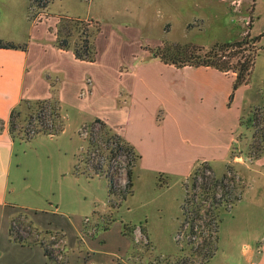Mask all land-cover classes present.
<instances>
[{
  "label": "rangeland",
  "instance_id": "rangeland-1",
  "mask_svg": "<svg viewBox=\"0 0 264 264\" xmlns=\"http://www.w3.org/2000/svg\"><path fill=\"white\" fill-rule=\"evenodd\" d=\"M30 4L31 0H0V38L24 43L32 38L51 41L54 34L50 28L56 26L62 15L94 18L100 22L102 31L96 39L99 63L82 62L84 64L80 65L61 59L65 71L72 72L73 76L78 69L79 73L81 69H88L94 75L107 72L115 85L116 68L120 66L121 71L127 70L140 48L152 56L151 49L161 47L170 52L181 48H203L204 53L217 42L240 43L243 48L250 41L258 48L251 83L263 96L258 98V104L245 105L241 128L235 132L228 161L211 163L218 177L227 174L234 180V195H241V198L230 209L222 211L217 249L209 259V247L199 244L203 238L198 237L194 244H190L187 225L180 228L184 221L182 203L186 187L192 183L191 175L185 178L176 172L180 165L174 166L175 171L155 173L147 167V160L140 161L133 170V191L126 199L121 195L128 182L129 167L124 157L120 158L123 167L116 174L112 195L106 176L82 174L73 184L76 197L83 199L79 209L92 215V207L96 206L99 213L83 220L76 255L68 247L66 232L57 227L60 226L58 223L56 227L46 226L44 215L5 206L4 210L0 208L2 222L9 226L14 223L25 235L39 237L41 232L40 238L50 243L49 249L56 255L52 264H147L149 261L152 264H250L244 244L257 246L258 252L261 247L256 244H264V166L257 162L264 154V0H50L48 7L41 11L35 6L29 9ZM258 36L259 40H255ZM231 60L235 61L236 56ZM84 84L87 88L83 86L81 89V98L90 96L92 77L88 76ZM74 93V88L71 94L68 88L64 92L65 134H50L51 137L40 133L31 140L16 143L13 168H17L20 161L18 170L22 171V176L26 172L29 175L34 173V177L42 175L45 184L51 185L53 175L68 159L66 149L76 153L79 169H90L91 159H88L95 158L98 153L90 141L96 140L101 147L104 144L98 132L90 136V130L85 128L96 116L106 112L102 105H107V97L100 91L87 104L76 99ZM255 99L253 96L252 100ZM30 110L24 108V114L17 116L15 134L19 141L23 134L20 128L30 134L34 132L37 111L29 114ZM47 113H51L49 107L42 115ZM8 125L10 127L9 122ZM1 126L4 125L0 123ZM224 126L227 127L226 122ZM100 128L101 125L96 124L94 130ZM60 147L63 153L59 152ZM168 164L171 166L172 162ZM199 164L201 162L197 166ZM74 217L73 220H77L79 216ZM110 227L111 237L116 241L120 237L119 229L123 228L127 235V253L122 255V247L120 254L103 258L104 261L97 260L95 252L84 244V239L95 238L100 231ZM45 231H49L48 234ZM145 255L149 261L144 259ZM256 256L261 254L255 253L254 259L258 262Z\"/></svg>",
  "mask_w": 264,
  "mask_h": 264
},
{
  "label": "crops",
  "instance_id": "crops-1",
  "mask_svg": "<svg viewBox=\"0 0 264 264\" xmlns=\"http://www.w3.org/2000/svg\"><path fill=\"white\" fill-rule=\"evenodd\" d=\"M15 43L26 45V48H0V121L4 123L0 132V208H21L44 215L46 226L58 223L60 226L57 227L67 234L73 255L79 250L78 235L83 220L99 213L96 206L92 207V215L79 209L83 199L76 197L77 191H73V184L82 176L76 172L79 166L76 153L65 150L68 159L53 175L51 185L45 184L42 175L34 177V173L26 172L22 176V171L18 170L20 161L17 168H13L15 145L28 140L19 141L10 132L8 122L13 109H24L25 101L35 102L56 95L64 119L60 134H65L67 120L62 104L66 89L71 94L74 88V97L87 104L101 91L107 97V105H102L106 112L96 119L104 121L134 147L141 155L138 163L147 160V167L155 173L175 171L174 166L180 165L176 172L188 178L199 162L212 166L213 161H228L235 132L241 128L245 105L258 104V98L263 96L261 91L253 88L250 80L236 89L230 101L236 73L211 66L178 67L141 48L138 55H133L127 70L121 71L120 66L116 68L114 85L107 72L94 75L88 69L80 68L81 72L78 69L73 76L72 72L65 71L61 59L80 65L99 63V59L88 62L77 59L71 50L59 49L55 34L51 41L32 38L29 42ZM88 76L93 79L92 91L90 96L81 98L80 91L83 86L87 88L84 83ZM253 96L255 100H252ZM168 162H172L171 166ZM257 162L264 166V154ZM73 215H78V219L73 220L76 218H72ZM9 227L0 219V264H49L43 247L16 242L9 234ZM111 227L100 231L95 238L84 239L97 260L120 254L122 247V255L127 253V235L123 228L119 229L120 237L116 241L111 237ZM259 244V252L257 246L244 244L250 264H264V244L256 245ZM255 253L261 254L256 256L258 262L254 259ZM144 259L150 260L147 255Z\"/></svg>",
  "mask_w": 264,
  "mask_h": 264
},
{
  "label": "trees",
  "instance_id": "trees-1",
  "mask_svg": "<svg viewBox=\"0 0 264 264\" xmlns=\"http://www.w3.org/2000/svg\"><path fill=\"white\" fill-rule=\"evenodd\" d=\"M50 0H31L32 6L38 7L40 11L48 7ZM50 30L55 34V44L59 49L73 51L75 57L80 60L95 62L98 59V48L96 39L102 31L101 24L98 20L85 19L80 17L59 16V21L55 27ZM259 40V36L254 38ZM247 47H241L240 43L217 42L209 50L202 53L203 48H187L177 49L176 52H170L165 47L151 49L153 55L160 58L164 62L175 64L178 67L190 66H211L220 71L236 73L233 82V92L230 101L234 98L237 88L243 84L249 83L251 73L255 65V59L258 55V48L252 42L247 41ZM255 42V41H254ZM0 48H26V45H19L13 41H7L0 38ZM229 52L230 55H227ZM247 52V53H245ZM180 56V57H179ZM184 56V57H181ZM236 56V60L231 58ZM25 108L32 109L29 114L37 111V116L33 124L34 132L30 134L24 128H20L23 132L21 139L30 140L35 135L44 134H60L64 129V119L60 111L59 99L56 95L49 99L38 100L35 102L25 101ZM49 107L51 113L46 116L42 115L43 111ZM24 114V109L15 108L12 110L9 123L10 132L13 138H17L15 127L17 124V116ZM49 116V117H48ZM50 121V123H49ZM4 124L3 121H0ZM100 124L99 131H95V125ZM3 127H0V132ZM86 130H90V136L94 133L99 134L100 141L104 144L95 143L96 140L90 141V144L98 150L97 155L90 160V169H79L76 167L77 173L94 175H104L108 179L110 195L115 193V178L122 166L120 158L124 157L127 166V189L122 192L123 199L133 191V170L138 163L141 155L137 153L134 147L123 138L119 133L115 132L101 119H96L89 125ZM89 151V149H88ZM263 152V151H261ZM90 154V153H88ZM258 154V156H260ZM116 162V163H113ZM192 183L186 187V196L182 203L184 221L180 223V228L187 225L186 232L190 234V244H194L198 237H202L204 244L209 247L207 253L208 259L213 256L217 249L219 227L221 222L222 211L230 209L237 202L241 195H234L236 185L233 179H229L227 174L218 177L213 167L207 162H201L191 174ZM113 206V205H112ZM114 207V206H113ZM14 223L10 224L9 234L12 239L22 245H40L44 248L48 263L55 262L56 255L49 249L50 243H46L43 238L34 237L30 234L21 233L20 228H16ZM46 232V231H45ZM49 231L46 233L48 234ZM215 243V245H214Z\"/></svg>",
  "mask_w": 264,
  "mask_h": 264
},
{
  "label": "built area",
  "instance_id": "built-area-1",
  "mask_svg": "<svg viewBox=\"0 0 264 264\" xmlns=\"http://www.w3.org/2000/svg\"><path fill=\"white\" fill-rule=\"evenodd\" d=\"M83 95L85 94V91L81 92Z\"/></svg>",
  "mask_w": 264,
  "mask_h": 264
}]
</instances>
